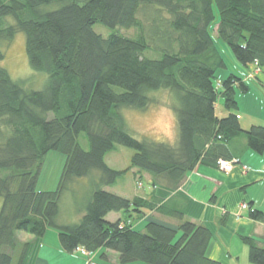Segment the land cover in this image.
I'll use <instances>...</instances> for the list:
<instances>
[{"label": "trees", "instance_id": "16d2710c", "mask_svg": "<svg viewBox=\"0 0 264 264\" xmlns=\"http://www.w3.org/2000/svg\"><path fill=\"white\" fill-rule=\"evenodd\" d=\"M96 25L113 32L105 38ZM18 34L25 36L31 69L48 80L34 91L0 68V264H13L18 251L23 264L27 246L17 233L41 239L49 229L67 253L114 252L120 264H220L207 255L212 232L173 204L156 208L107 188L135 169L177 191L199 166L219 170L220 161L234 160L231 144L242 136L247 149L264 155V126L246 131L237 114L236 88L249 93L250 80L246 73L245 80L235 74L217 79L227 62L215 41L241 67L259 69L263 78L253 80L264 87V0H0V62L3 44ZM162 90L176 98V146L137 140L122 113L146 110L150 94ZM221 99L225 117L217 115ZM117 146L133 151L124 170L105 162ZM51 152L66 157L61 180L55 191H40ZM84 180L89 191L79 194ZM67 191L83 216L63 226L60 201ZM155 209L178 226L151 220L138 232L127 220H107ZM249 218L264 224V212L250 209ZM245 243L250 263L264 264V239Z\"/></svg>", "mask_w": 264, "mask_h": 264}, {"label": "crops", "instance_id": "0c3cea01", "mask_svg": "<svg viewBox=\"0 0 264 264\" xmlns=\"http://www.w3.org/2000/svg\"><path fill=\"white\" fill-rule=\"evenodd\" d=\"M245 71L249 73L248 69ZM259 110L261 112V108ZM250 116L251 122L258 118ZM241 120L240 117V122ZM242 128L247 130L246 126ZM231 149L235 154L234 160H238L239 164L230 174H225L218 169L199 166L188 175L179 190H169L172 194L178 193L177 196L166 194L165 191L168 190L165 188L153 186L142 195L131 193L126 198L142 197L153 202L156 208L173 204V207L185 214L186 220L205 226L212 232L213 242L207 253L211 260L220 264H251L250 250L245 240L262 243L264 239V224L249 218L250 209L264 212V155L260 156L247 149L244 136L233 141ZM142 176L145 177V174ZM148 182L151 184L152 178ZM244 205L248 208L244 209ZM78 216L80 217L77 218V222L83 215L79 213ZM139 217L142 218L139 227L151 220L173 226L169 223L173 219L158 213L156 209L144 210ZM107 220L109 222L126 221L122 213L110 214ZM58 221L63 226L72 225ZM27 237L23 238V246H27L23 264H87L86 259L79 254L65 252L61 247L59 236L50 230L41 239L33 236ZM48 237L52 245L46 246L49 241ZM102 252L104 253V250L99 251V254ZM97 257L93 260L99 264L96 262ZM102 257L108 264H120L119 255L114 252L108 251L105 256L102 254Z\"/></svg>", "mask_w": 264, "mask_h": 264}, {"label": "rangeland", "instance_id": "374dc122", "mask_svg": "<svg viewBox=\"0 0 264 264\" xmlns=\"http://www.w3.org/2000/svg\"><path fill=\"white\" fill-rule=\"evenodd\" d=\"M95 31L105 38H107L113 32L102 25H96ZM120 33L133 37L137 32L136 30H122ZM215 41L217 48L220 49L223 58L227 62V68L217 69V79L219 81H223L229 75L235 74L243 77L244 80L247 76L248 80H250L247 81L250 87L249 93L244 94L239 87L236 88V99L239 106L237 114L242 118L241 125L246 126L247 130H249L252 126H264V120H262L264 119V87H262L259 82L253 80L256 78V76L257 78H263L261 71L256 69V67L249 68V73H246V76H243L245 75L246 69L241 67V65L236 62L227 46L221 40H218L216 36ZM3 49L5 58L2 62H0V68L7 70L13 80L24 82L27 89L34 91L42 90L47 83L48 76L43 73L35 72L31 69L26 54L25 36L23 34H18L12 42L4 43ZM150 97L152 104L144 111L130 108L122 110V113L127 120V129L129 134L140 141L144 139H150L157 143H165L171 146H176L178 144L179 131L174 110L176 107V98L174 93L169 90H162L153 92L150 94ZM222 103V99L218 101L217 115L219 117H225L227 115ZM258 108H261V112ZM250 115L258 118L251 122ZM132 155V150L126 149L122 146H117L113 152L106 156L105 162L109 165V167L115 170H124L128 168ZM65 162V155L58 152H51L46 156L43 161V167L38 183V189L40 191H55L58 188ZM142 175L143 174L140 175L138 171L134 169L128 175L120 178L114 186L107 188V191L126 198L131 193L142 195V193H144L146 190H149L150 187L153 188V186H156L158 188H165V190H168L165 192L170 196L173 194L177 196L178 193L175 192L172 194V192H169L170 189L166 188L167 182L165 180H153V182L150 184L148 180L151 179V176L149 174H145V177ZM77 186L78 187L76 190L79 192V194L82 191H89V185L85 180L77 183ZM70 192H65L61 197V213L59 220L64 224H78L77 218L80 216H78L79 207H77V203H75L77 198H75ZM175 199L177 198L175 197ZM1 204L2 201L0 200V209ZM122 215L125 220L132 222L136 231H145L147 222L139 227V223H141L142 218H140L136 213L122 212ZM155 216L156 215H154V217ZM169 223L173 224L174 227L178 226V223L174 220H171ZM49 230L50 232H54V234L59 236V233L56 230ZM27 236L30 235L26 233H17V239L19 240V244H21V246H23V238H28ZM48 240L49 241L47 242L46 246L52 245L50 244L52 243L50 241V237H48ZM102 254L104 253L102 252L99 254V252H96L93 254V258L95 259V257H97L96 255H98L96 262L99 264H108L103 259ZM18 255L16 253L13 264H17Z\"/></svg>", "mask_w": 264, "mask_h": 264}, {"label": "built area", "instance_id": "2783aa9c", "mask_svg": "<svg viewBox=\"0 0 264 264\" xmlns=\"http://www.w3.org/2000/svg\"><path fill=\"white\" fill-rule=\"evenodd\" d=\"M238 164H239L238 160H232V161L222 160L219 163V171L225 174H230ZM247 208L248 206L244 205V209H247ZM76 254H79L80 256L85 258L87 261V264H96L93 260V254L87 252L85 249L79 248Z\"/></svg>", "mask_w": 264, "mask_h": 264}]
</instances>
